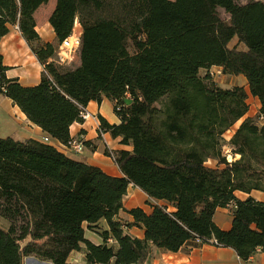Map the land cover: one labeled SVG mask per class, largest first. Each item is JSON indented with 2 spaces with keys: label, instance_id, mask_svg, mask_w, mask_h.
Returning <instances> with one entry per match:
<instances>
[{
  "label": "trees",
  "instance_id": "obj_1",
  "mask_svg": "<svg viewBox=\"0 0 264 264\" xmlns=\"http://www.w3.org/2000/svg\"><path fill=\"white\" fill-rule=\"evenodd\" d=\"M49 1L0 0V38L16 25L44 66L39 84L23 86L6 76L0 55V94L53 141L0 137V217L9 224L0 227V264L25 257L70 264L83 246L87 264H141L153 247L177 253L212 239L243 261L264 252V201L236 195L264 191V0H56L49 17L56 38L47 42L35 13ZM76 22L80 62L60 65L58 46ZM235 38L244 49L230 46ZM214 66L243 76L248 89L201 76ZM249 95L260 101L257 118L248 115ZM105 98L120 123L99 116L101 132L132 148L112 151L122 176L55 145H67L88 104ZM224 145L239 158L228 162ZM131 184L155 201L150 212L124 209ZM231 205L232 224L223 229L215 215ZM124 210L130 223L120 218ZM101 220L107 229H98ZM130 226L144 236H132ZM86 228L104 242L87 239Z\"/></svg>",
  "mask_w": 264,
  "mask_h": 264
},
{
  "label": "crops",
  "instance_id": "obj_2",
  "mask_svg": "<svg viewBox=\"0 0 264 264\" xmlns=\"http://www.w3.org/2000/svg\"><path fill=\"white\" fill-rule=\"evenodd\" d=\"M50 1H52V6L56 7V0ZM38 10L35 13L36 22ZM36 29L43 40L47 42H53L55 40L56 35L51 26L37 23ZM30 48V45L16 25L11 28V31L6 36L0 38V55L2 58V65L7 68L6 76L9 79H18L23 86H34L39 84L44 72V66ZM213 68L221 69L217 66L211 69ZM246 88L248 89V86ZM250 97L254 102H257L258 107H260L259 99L255 96L253 97V95H249V100ZM114 108L115 103L107 98H105L101 104L95 101H91L88 104L86 110L90 112L92 117L84 122H75L70 128V135L72 138L82 137L84 141L88 143L83 153L69 155L74 159L98 166L109 175L122 176L119 167L111 156L106 154V150H131L132 148L122 145L120 139L113 138L109 132L100 133L99 116H103L110 124L117 125L120 123V119L116 115ZM0 137H12L17 141H24L26 139L42 141L47 137V133L43 131L41 127L32 123L10 98L0 94ZM134 190L141 192L146 200L147 198L149 199L146 193L131 184L128 188V192L130 193V191ZM236 195L240 199H246L251 196L259 201H264V191L261 190H253L250 193L238 191ZM132 207H142L147 212L151 211V207L145 206L144 204L138 203ZM234 207V205H231L227 208H219L217 210L215 222L219 227L223 229H229L231 227ZM225 212L229 213L230 216L229 220L223 223L217 216ZM99 225L103 226L104 230L108 228L105 220H101ZM134 227L137 231L134 232V228H132L129 229L128 232L134 237L142 238L144 236V230L140 227ZM98 231L99 230L86 228L85 236L95 244H102L103 242ZM109 241H111V239ZM112 244L115 245V241ZM83 248L84 252L82 251V255L85 258V246H83ZM74 253H72V255ZM164 255L174 259L175 262L171 264H264V252H262L261 249L252 255L250 259L243 261L239 258L235 250L224 247L218 248V246L210 244H205L198 248L185 245L179 252L177 251V253H164ZM47 264L52 263L48 262Z\"/></svg>",
  "mask_w": 264,
  "mask_h": 264
},
{
  "label": "rangeland",
  "instance_id": "obj_3",
  "mask_svg": "<svg viewBox=\"0 0 264 264\" xmlns=\"http://www.w3.org/2000/svg\"><path fill=\"white\" fill-rule=\"evenodd\" d=\"M237 1L238 3L240 4H246L248 2H250V0H235ZM253 1V0H251ZM54 6H52V1H49L47 4L41 6V8L38 10L37 12V23H41L42 25H48V26H51L50 23H49V17L51 16L54 8ZM219 13L221 18L226 20V21H229L230 19V15L224 10V9H220L219 10ZM55 42V41H54ZM230 46L233 47V46H236L240 49H244L245 46L243 44H239L238 43V40L235 38L234 41H232L230 43ZM76 65V64H74ZM200 74L202 77H205L207 75L211 76L212 77V80L214 81V83L218 86V87H221L223 89H226V88H231L233 86H245L247 87V82L246 79L243 77V76H234V75H227L226 73H222L221 69H218V68H213L211 70H205V69H201L200 71ZM249 103H250V111H249V116L251 117H254V118H257V115L259 113V107H258V103L257 102H254L251 97H250V100H249ZM244 119H241L240 121H238L230 130H228L224 137L226 139H231V137H233L235 131L239 128V126L241 125V123L243 122ZM231 147L228 146V145H224L223 147V153L224 155H226V157L229 158V155H233V160L234 159H238V157L235 158V155L231 152ZM232 153V154H231ZM207 165L210 166V167H215L217 165V161L216 160H209L207 162ZM262 183L264 184V179L262 180ZM124 198V201H123V205H124V209L127 210V209H130L132 206L136 205V204H144L145 206H150L151 207V203L153 201L149 200L143 196V194H141V192L137 191V190H134V191H130L127 192V195ZM151 201V203L149 202ZM124 211H120V218L122 219V221L124 223H130L132 221V218ZM229 216L230 214L229 213H220L217 217L219 218V220L221 222H227L229 220ZM8 222L7 220H5L4 218L0 217V227L4 228V229H7L8 228ZM103 226H100L98 227L99 230H103ZM134 228V232L137 231L135 229V227L133 226H130V229ZM126 231H128L126 229ZM101 236V235H100ZM102 239V242H104L103 238L101 237ZM112 243H114V241L111 239V241L108 242L109 245H112ZM82 251L84 252V248L78 252V253H74L70 259H69V263L70 264H87L85 262V258L83 257V253ZM174 259L168 257V256H165L163 252L159 251L157 248H152L151 251H150V254L148 256V258L141 264H171V263H174ZM47 264L48 262H45V261H41V260H38L36 258H33V257H25L23 259V264Z\"/></svg>",
  "mask_w": 264,
  "mask_h": 264
},
{
  "label": "built area",
  "instance_id": "obj_4",
  "mask_svg": "<svg viewBox=\"0 0 264 264\" xmlns=\"http://www.w3.org/2000/svg\"><path fill=\"white\" fill-rule=\"evenodd\" d=\"M77 26L78 23L76 22L73 33H71L69 37L64 39L58 46L56 61L60 65L76 66L80 62L79 50L82 43V37L81 32L78 30ZM81 116L84 121L92 117L90 112H88L86 109L82 112ZM261 120L263 121L264 117H261ZM100 133L103 134L101 130ZM44 141L53 142L52 139H50L49 137H45ZM55 145L58 147V149L62 150L67 154H81L86 148L85 141L82 137L72 138L67 145H61L60 143H55ZM110 152V156L115 162L116 156L112 153V151ZM236 157H238V155H235V158ZM227 160L228 162H232L233 155H229V158L227 157ZM209 244L217 246L218 242L217 240L212 239Z\"/></svg>",
  "mask_w": 264,
  "mask_h": 264
},
{
  "label": "water",
  "instance_id": "obj_5",
  "mask_svg": "<svg viewBox=\"0 0 264 264\" xmlns=\"http://www.w3.org/2000/svg\"><path fill=\"white\" fill-rule=\"evenodd\" d=\"M130 102H131V100H128V99H127L126 103H128V104H129Z\"/></svg>",
  "mask_w": 264,
  "mask_h": 264
}]
</instances>
